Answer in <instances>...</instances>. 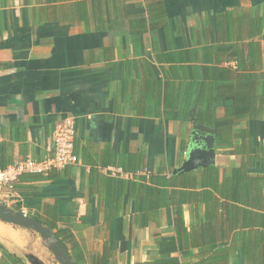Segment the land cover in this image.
Instances as JSON below:
<instances>
[{
	"label": "crops",
	"instance_id": "1",
	"mask_svg": "<svg viewBox=\"0 0 264 264\" xmlns=\"http://www.w3.org/2000/svg\"><path fill=\"white\" fill-rule=\"evenodd\" d=\"M64 121L78 161L13 195L55 214L79 264H264V227L243 224L262 193L235 171L264 145V0H0V169L49 155ZM196 123L215 163L175 173ZM31 254L60 264L0 220V264Z\"/></svg>",
	"mask_w": 264,
	"mask_h": 264
},
{
	"label": "water",
	"instance_id": "2",
	"mask_svg": "<svg viewBox=\"0 0 264 264\" xmlns=\"http://www.w3.org/2000/svg\"><path fill=\"white\" fill-rule=\"evenodd\" d=\"M186 147V158L183 164L175 170V173L193 171L199 167H208L214 164L217 154L216 130L203 124H194ZM0 220L36 232L60 264H78L55 232L36 217L25 213L24 210H16L0 203ZM30 262L31 264H46L33 254L30 255Z\"/></svg>",
	"mask_w": 264,
	"mask_h": 264
},
{
	"label": "built area",
	"instance_id": "3",
	"mask_svg": "<svg viewBox=\"0 0 264 264\" xmlns=\"http://www.w3.org/2000/svg\"><path fill=\"white\" fill-rule=\"evenodd\" d=\"M75 127L73 122L59 123L54 132L51 153L42 159L28 157L0 169V200L9 198L14 192V183L24 173L48 174L54 169H65L78 161L75 152ZM26 213V212H25Z\"/></svg>",
	"mask_w": 264,
	"mask_h": 264
},
{
	"label": "trees",
	"instance_id": "4",
	"mask_svg": "<svg viewBox=\"0 0 264 264\" xmlns=\"http://www.w3.org/2000/svg\"><path fill=\"white\" fill-rule=\"evenodd\" d=\"M243 111V110H242ZM238 114H240V110H238ZM234 124V121L232 120H221L218 122L217 128L219 129V132L222 133L224 131L227 132L228 129H230L232 127V125ZM247 134V133H245ZM222 135V134H221ZM236 137H240V139L242 140L241 143L238 145L240 150H247V149H251L253 147V140L250 136H246V135H242V136H236ZM220 139V138H219ZM232 137L228 136L227 138L224 139V136H221V140H227L229 144H232ZM244 153V151L242 152ZM246 154L248 155L247 158V162H244L242 164V166H240L239 168H237L236 171V177L238 182L242 181L243 178L242 177H246V182H254V187L253 188L255 191L253 193L257 194V193H262V197L261 199L257 200V207L258 209H263L264 210V176H251V175H247L244 172V168L246 166H248L250 163H255V162H260L262 165H264V145H259L256 147V152H246ZM57 171V169L51 170L48 174L44 175V174H39L42 177H47V178H51L52 175H54V173ZM34 173H24L22 175H20V177L18 178V180L14 183V191H23L22 189V185L21 183L24 181H27L28 178L30 176H33ZM38 175V174H37ZM252 190V188H251ZM22 205L23 203L21 201H18L16 203V206H13L14 209L16 210H22ZM38 220H40L43 224L49 226L56 234V236L63 242L65 243V245L67 246V241L62 238V236L60 235V231L57 230V223H56V216L55 214H52V217L54 220H50V219H44L38 216H35ZM245 219V223L243 224H252L254 221V225H261L264 227V214H257V215H252V216H243ZM70 254L72 255V257L75 259V257L73 256V253L71 251L70 247H67ZM76 260V259H75ZM77 261V260H76ZM78 262V261H77ZM79 264V263H78Z\"/></svg>",
	"mask_w": 264,
	"mask_h": 264
},
{
	"label": "rangeland",
	"instance_id": "5",
	"mask_svg": "<svg viewBox=\"0 0 264 264\" xmlns=\"http://www.w3.org/2000/svg\"><path fill=\"white\" fill-rule=\"evenodd\" d=\"M0 203H3L6 206H10V207L16 206V203H17L16 202V197L11 194V196L9 198H5L3 200H0Z\"/></svg>",
	"mask_w": 264,
	"mask_h": 264
},
{
	"label": "bare ground",
	"instance_id": "6",
	"mask_svg": "<svg viewBox=\"0 0 264 264\" xmlns=\"http://www.w3.org/2000/svg\"><path fill=\"white\" fill-rule=\"evenodd\" d=\"M10 234H12V233H10ZM14 235V234H13ZM11 236V235H10ZM13 238V237H12ZM19 240H21V239H19ZM24 240H25V238H24Z\"/></svg>",
	"mask_w": 264,
	"mask_h": 264
}]
</instances>
